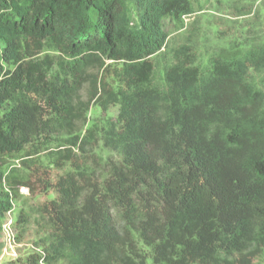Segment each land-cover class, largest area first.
<instances>
[{
    "label": "trees",
    "instance_id": "16d2710c",
    "mask_svg": "<svg viewBox=\"0 0 264 264\" xmlns=\"http://www.w3.org/2000/svg\"><path fill=\"white\" fill-rule=\"evenodd\" d=\"M216 8L239 22L202 53L163 26L203 11L193 0H0V224L33 166L57 192L22 264L264 254V0Z\"/></svg>",
    "mask_w": 264,
    "mask_h": 264
},
{
    "label": "rangeland",
    "instance_id": "374dc122",
    "mask_svg": "<svg viewBox=\"0 0 264 264\" xmlns=\"http://www.w3.org/2000/svg\"><path fill=\"white\" fill-rule=\"evenodd\" d=\"M193 6L196 10L200 6L204 10L186 16L183 20L184 24L182 29H176L168 19L164 20V30L170 35L169 44L170 46L176 47L184 42L186 37L189 36L195 40L198 34H200L197 43L199 51L202 53H205V51L210 52L216 46L224 44V40H217L215 31L218 29L224 30L228 35L231 32L230 27H236L239 20H234L227 16L226 10L223 11L216 8V0H193ZM220 7L223 8V6ZM82 96L84 98L87 97L86 88L82 91ZM108 113L114 118L117 113V108L110 107ZM102 115L104 114L100 111V108L97 105H92L87 113V120L92 121ZM109 152L105 150V153L108 154ZM67 170V166L60 169L50 167L49 177L51 182L54 183L58 176ZM31 171L32 176L29 178V181L33 190L31 191L29 186L23 185L22 187L27 188L28 193H23L18 190L13 198L12 229L14 233V244L11 247L6 246L0 234V264H22L23 258L34 250L35 242L49 230L45 223V218H42L38 213V207L44 202L56 198L57 192L53 188L44 191L43 186L37 183L36 177L42 176L44 178L41 168L35 165L30 168ZM20 212H24L27 221L21 226H15V221ZM17 237H20V241H18ZM252 264H264V254L255 257Z\"/></svg>",
    "mask_w": 264,
    "mask_h": 264
},
{
    "label": "built area",
    "instance_id": "2783aa9c",
    "mask_svg": "<svg viewBox=\"0 0 264 264\" xmlns=\"http://www.w3.org/2000/svg\"><path fill=\"white\" fill-rule=\"evenodd\" d=\"M19 191L28 193L27 188L19 187ZM14 210L13 200L11 201V209L6 212L3 222L0 224V234L5 241V245L11 247L14 244V233L12 229L13 217L12 213Z\"/></svg>",
    "mask_w": 264,
    "mask_h": 264
}]
</instances>
